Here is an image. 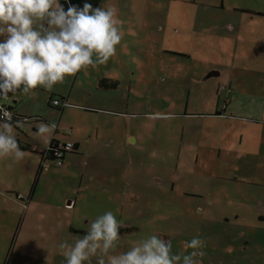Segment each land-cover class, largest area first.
Returning a JSON list of instances; mask_svg holds the SVG:
<instances>
[{"label": "rangeland", "instance_id": "obj_1", "mask_svg": "<svg viewBox=\"0 0 264 264\" xmlns=\"http://www.w3.org/2000/svg\"><path fill=\"white\" fill-rule=\"evenodd\" d=\"M109 5L117 9L123 39L113 58L79 78L90 86L106 73L129 79L104 91L123 98L125 145L105 150L122 173L111 169L112 181L101 187L77 173L75 180L39 179L18 234L14 222L23 212L0 197V264H65L58 244L83 238L107 211L122 225L110 254L153 234L170 240L178 254L198 236L206 242L203 264H264V0L98 2ZM0 160L21 186L33 180L23 159ZM75 187L81 198L64 209L62 191ZM29 213L38 214L36 222L27 221ZM37 222L41 230H33Z\"/></svg>", "mask_w": 264, "mask_h": 264}, {"label": "clouds", "instance_id": "obj_2", "mask_svg": "<svg viewBox=\"0 0 264 264\" xmlns=\"http://www.w3.org/2000/svg\"><path fill=\"white\" fill-rule=\"evenodd\" d=\"M123 35L112 5L105 9L86 2L82 8L72 5L65 10L59 0H0V97L17 92L31 96L37 88L50 92L67 77L106 64ZM0 112V159L19 162L25 153L17 143L11 113L3 108ZM55 130V123H41L37 136L48 145ZM121 227L107 211L74 244L60 242L58 254L65 264H92L93 257L97 264H203L206 242L198 236L178 254H173L170 240L156 234L126 252L110 254L121 239Z\"/></svg>", "mask_w": 264, "mask_h": 264}, {"label": "crops", "instance_id": "obj_3", "mask_svg": "<svg viewBox=\"0 0 264 264\" xmlns=\"http://www.w3.org/2000/svg\"><path fill=\"white\" fill-rule=\"evenodd\" d=\"M2 39L0 37V40ZM79 73L81 71L74 77H67L64 83L55 85L50 92L37 88L35 91L43 93V96L40 98L37 96L31 99L17 92L16 94L10 93L6 99L4 98V102L0 100L2 104L12 109L13 115H17L10 122L15 125L14 127L17 132L15 136L19 144L24 145V143H27L29 145L26 148H21L25 153L23 158L25 164L23 165L28 168L32 167L33 180L31 182L30 180H26V183L30 184L21 186V182L19 181L21 177L17 174H10L9 170H7L8 167L4 166L0 160V176L2 177L0 181V197L10 201L16 205L18 211L23 212L21 218L14 222L17 234L21 233L19 229L23 225L22 217L29 210L30 202H35L34 195L36 194V185L39 179L44 177L48 179L53 177L54 179L57 177L61 180L62 177L66 176L68 179L75 180L76 176L74 175L77 173L79 176H84L88 182H92L97 178L101 187V184L104 182H108V180L112 181L109 175L111 169H116L115 176L117 174L119 176L117 169H121L120 173H122L123 165L118 164V161L109 160L114 155L105 150H115L117 149V144L119 146L125 145L123 141L120 143L119 136L120 134H124L127 122L123 121L120 123L119 118L121 115L126 114V112L122 111V108L118 106L123 98L120 95H111L110 97V93L106 92L117 88L123 80L129 82V79L128 77L121 78L106 73L98 75L97 83L90 86L80 84L81 78H79ZM207 75L205 74L204 76ZM101 78H106L108 82L115 83L114 86L112 88L98 86V81ZM134 80L138 81L136 77ZM104 91L106 92L104 93ZM25 99L31 101L33 103L32 106L29 108L25 107L23 105ZM52 99H57L60 104L64 103V105L54 106L50 103ZM126 100L125 98L123 100L124 107L127 104ZM104 103H113L117 106L115 108H106ZM214 116L220 117L223 114L219 113ZM41 123L56 124L55 134L50 144L58 143L59 146L65 142L72 144L71 148L62 153L59 164L54 162L52 154L48 151L50 144L46 145L43 138L37 136V130ZM119 125L123 129L122 131L119 130ZM130 136H132L133 140L128 141V144L135 143V136L131 135V133ZM102 150L105 152H101ZM9 159L8 162L13 164L14 161L11 158ZM108 161L111 162L108 163ZM8 175H11L13 179L7 180L6 177ZM3 193H5L4 196H7V198L3 196ZM12 195L13 197L11 198ZM61 196V204L64 209H73L75 202L77 203L81 198L76 187L62 191ZM100 197L105 198V195L100 194L98 198ZM114 203L112 202L111 204L114 205ZM135 210L139 212L138 208ZM29 215L30 213L27 214V221L32 219V223L36 222L38 214H34L31 217ZM27 225L29 226L30 224L27 223ZM43 226V222H37L34 224L33 230H41ZM72 230L74 229L72 228Z\"/></svg>", "mask_w": 264, "mask_h": 264}, {"label": "built area", "instance_id": "obj_4", "mask_svg": "<svg viewBox=\"0 0 264 264\" xmlns=\"http://www.w3.org/2000/svg\"><path fill=\"white\" fill-rule=\"evenodd\" d=\"M50 103L54 106H63L64 103H59V101L57 99H52L50 101ZM0 108H3V109H6L9 113H11V119L13 118V112H12V109L5 105V104H2L0 102ZM3 116V113L0 112V117ZM0 121H3L2 119H0ZM4 122V121H3ZM72 144L70 142H65L63 145H60L58 143H51L49 146H48V151L52 154L53 156V159H54V162L56 164H59L60 163V157H62V153H64V151H66L67 149L71 148ZM18 197H20V195H18Z\"/></svg>", "mask_w": 264, "mask_h": 264}, {"label": "trees", "instance_id": "obj_5", "mask_svg": "<svg viewBox=\"0 0 264 264\" xmlns=\"http://www.w3.org/2000/svg\"><path fill=\"white\" fill-rule=\"evenodd\" d=\"M59 2L61 3V5H63L64 9L67 10V8L69 6H72V5H75L77 7L82 8L83 4L86 3V2L92 4L93 7H98L99 0H59ZM114 84L115 83H113V82H108L106 80V78H101L98 81V86H100V87L112 88L114 86ZM219 113H220L219 111H215L214 115H218ZM15 115L16 114H14V116ZM13 119H14V117H13ZM17 143L19 144L18 141H17ZM27 146H29L27 143H24V145H20L19 144L20 148H26Z\"/></svg>", "mask_w": 264, "mask_h": 264}]
</instances>
